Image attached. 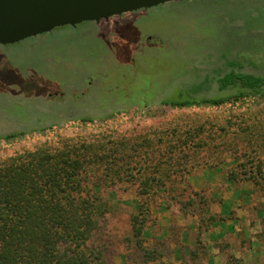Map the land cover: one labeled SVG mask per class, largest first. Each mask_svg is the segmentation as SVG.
I'll return each instance as SVG.
<instances>
[{
  "label": "rangeland",
  "instance_id": "rangeland-1",
  "mask_svg": "<svg viewBox=\"0 0 264 264\" xmlns=\"http://www.w3.org/2000/svg\"><path fill=\"white\" fill-rule=\"evenodd\" d=\"M246 3L261 10L256 19L250 18L249 9L244 7ZM237 22L242 25L234 26ZM251 28L263 31L253 32ZM249 31L252 32L250 36ZM147 35L161 41L164 50L156 53L150 51L149 54H153L139 57L135 75L127 69L126 79L119 81L128 92L122 100L129 106L127 112L103 122L84 124L71 121L43 134L27 135L19 141L0 142V161L58 137L105 131L135 136L141 130L160 128L162 125L163 128L152 130H157L151 136L157 141L156 137L161 139L160 132L163 130L172 131L179 126L182 131L193 130L200 126L208 137L203 150H185L174 154L176 156L178 153L182 162L183 158L189 157L188 163H185L187 167L192 163L198 165L188 174L180 170L167 181L163 190L165 194L159 195L156 204L173 214L182 213L181 206L184 205L185 212L182 214L196 216L201 227H204L206 222L216 219L211 216L210 220L203 221L206 219L203 213L215 202L208 189H199L194 184L200 179L210 181L211 176H206L210 171L223 169L221 175L224 181L234 185L250 182L258 191L263 189L264 101H247L241 106L202 110H173L160 106L134 111L133 107L135 103L141 106L146 101H153L165 87L167 77L171 82V78L184 71L189 79H203L207 74L227 70V59H236L242 65V72L264 74V0L175 1L152 10L113 17L107 22H100L98 26L83 23L76 28L57 29L14 45L0 46V136L48 125L50 120H59L62 116L76 117L81 112L89 111L97 116L103 113L87 110L84 103L97 106L100 101L109 107L114 87L117 86L115 82L105 78L97 80L98 88L89 97L80 98L86 100L80 101L83 103L81 105H77L71 95L64 101L46 104L44 99L50 91L44 92V89L55 85L57 79L61 80L60 84L65 82L82 87L86 79L79 74L100 67L114 71L112 65L117 62L125 66L133 48L127 51L128 42L131 39L142 40ZM160 54L162 58L165 57L164 64L167 65L161 66L157 58ZM68 64L78 72L75 78L70 76ZM68 84L63 85L61 90H70ZM178 88L180 91L183 89L181 86ZM43 92L44 96L41 97ZM203 94L219 96L228 92L216 91L212 87ZM175 95V91H169V97ZM122 101L110 109L122 111L127 107ZM223 126L226 129L221 132L218 128ZM230 173L236 176L235 179L228 178ZM135 192L134 186L116 185L112 192L108 190L101 194L110 206L106 229L115 242L130 236L131 217L138 214ZM155 212L150 209L148 214H144L143 218H147L144 226L153 223ZM120 250L113 258L108 257L107 264H115V261L116 264H124L125 259L133 264L131 259L135 260V257L132 251L128 252L123 247Z\"/></svg>",
  "mask_w": 264,
  "mask_h": 264
},
{
  "label": "trees",
  "instance_id": "trees-1",
  "mask_svg": "<svg viewBox=\"0 0 264 264\" xmlns=\"http://www.w3.org/2000/svg\"><path fill=\"white\" fill-rule=\"evenodd\" d=\"M189 1L194 0L182 2ZM244 7L249 9L251 19H256L261 11L251 3ZM157 58L161 66L168 64H164L166 59L161 54ZM226 66L227 70L207 74L203 79H189L184 71L171 78V82L167 77L165 87L153 101L141 106L135 103L133 110L141 111L143 105L173 110L221 109L241 106L247 101H264V74L242 72V65L236 59H227ZM179 86L183 88L181 91ZM212 87L228 94H203ZM171 90L175 91V97L168 96ZM127 107L98 116L90 111L76 117L62 116L50 120L48 125L2 136L0 142L43 134L71 121L84 124L107 121L127 112ZM224 126L218 129L223 132ZM153 129L138 131L135 136L105 131L58 137L0 161V264H107L108 257L122 247L132 251L133 264L155 261L156 250L145 248L141 238L147 219L143 218L144 214L157 207L156 201L165 194L167 181L180 170L188 174L198 165L192 163L187 167L189 157L182 162L178 153L203 150L208 137L203 127L182 131L179 126L172 131H161V139L156 137L155 141L151 136L157 130ZM175 152H178L176 156ZM235 177L233 173L228 176ZM116 185L136 187L138 198V214L131 217L130 236L119 242L106 229L110 206L101 195L104 191L112 192ZM181 207L182 213L185 212L184 205ZM229 264L240 262L231 258Z\"/></svg>",
  "mask_w": 264,
  "mask_h": 264
},
{
  "label": "crops",
  "instance_id": "crops-1",
  "mask_svg": "<svg viewBox=\"0 0 264 264\" xmlns=\"http://www.w3.org/2000/svg\"><path fill=\"white\" fill-rule=\"evenodd\" d=\"M222 170L210 171V181L194 184L208 189L215 202L203 213V221L216 219L204 227L196 216L152 209L154 221L142 232L144 247L155 249L158 256L149 264H229L231 258L240 264H264V186L258 191L250 182L231 184L224 181ZM124 264L131 263L125 259Z\"/></svg>",
  "mask_w": 264,
  "mask_h": 264
},
{
  "label": "water",
  "instance_id": "water-1",
  "mask_svg": "<svg viewBox=\"0 0 264 264\" xmlns=\"http://www.w3.org/2000/svg\"><path fill=\"white\" fill-rule=\"evenodd\" d=\"M181 0H0V46Z\"/></svg>",
  "mask_w": 264,
  "mask_h": 264
},
{
  "label": "flooded vegetation",
  "instance_id": "flooded-vegetation-1",
  "mask_svg": "<svg viewBox=\"0 0 264 264\" xmlns=\"http://www.w3.org/2000/svg\"><path fill=\"white\" fill-rule=\"evenodd\" d=\"M181 1H188V0H181ZM158 7H161V6H158ZM155 8H157V7H155ZM155 8L146 9V10H138V11L126 13V14H132V13H136V12H140V11L152 10ZM123 15H125V14H122L120 16H115V17H122ZM109 19H111V18H109ZM108 20H101L100 22H102V21L107 22ZM100 22L99 23L86 22V23H93L94 25L98 26L100 24ZM239 22H237V24L234 26H239V25L241 26L242 24ZM79 25H81V24H79ZM77 26L78 25H76V26H64V27L56 28L54 30L67 28V27L76 28ZM32 38H34V37H32ZM130 47L131 48L133 47L132 52H131V55L129 57L128 63L125 64V66L121 65L120 62L119 63L117 62L116 64L112 65L114 67L113 68L114 71H110V70L106 71L103 67H100L99 69H101V70L98 69V70H94L92 72H85L83 74H79L82 77V79H86V84L85 85L83 84L82 87H81V85H79V86L69 85L68 83H65V82L63 84H60L61 82H59V81H61V80L57 79L55 81L56 82L55 85H53L51 88L48 87V88L44 89V92H46V90H47V92L50 91V93H48L46 95L44 102L46 104H54V103L60 102V100L64 101L65 98H67V97H69V95H71L72 98L74 99V102H76L77 105L78 104L81 105L83 103H80V101H86V100H80V98L85 99V98L89 97L92 94L93 90L98 88V86H96L97 80L105 78L106 80L115 82L117 85L114 87L115 92L112 93L113 98L111 99V102H110L112 104L109 107L107 106L108 104L105 105L104 103H102L100 101L97 104V106H93L90 103L89 104L84 103V104L87 105V110H92V111H97V112H103V111L104 112L105 111L110 112V111H112L113 109H110V108L115 107V105L119 101H122L123 98L127 97L128 92H127L126 87L122 88L120 83H119V81L123 82L126 79V74H125L126 70L129 69L131 74L135 75L137 63L139 62V60H138L139 57L151 55L155 51L160 52V51L164 50V46H163L162 42L161 41H155V37L153 35H147L142 40H139V39L138 40L137 39L132 40L131 39L128 42L127 51L129 50ZM150 51H153V53L149 54ZM102 65L104 66L103 62H102ZM68 70L70 72L71 77L74 76V78H75V75L78 74L76 69L71 64H68ZM66 84H68V86L70 87V90H68V91L61 90V87L63 85H66ZM44 92L41 94V97L44 96ZM146 102H148V101H146ZM126 106H128V105H126ZM143 107H146V105H143ZM126 108H128V107H126ZM0 137H2V136H0Z\"/></svg>",
  "mask_w": 264,
  "mask_h": 264
}]
</instances>
